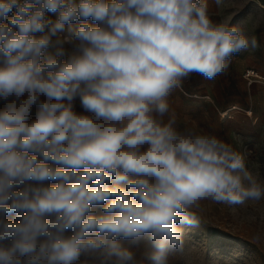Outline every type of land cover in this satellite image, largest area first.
<instances>
[{
	"label": "clouds",
	"instance_id": "1",
	"mask_svg": "<svg viewBox=\"0 0 264 264\" xmlns=\"http://www.w3.org/2000/svg\"><path fill=\"white\" fill-rule=\"evenodd\" d=\"M256 44L208 0H0V264H171L202 202L264 200L170 103Z\"/></svg>",
	"mask_w": 264,
	"mask_h": 264
},
{
	"label": "rangeland",
	"instance_id": "2",
	"mask_svg": "<svg viewBox=\"0 0 264 264\" xmlns=\"http://www.w3.org/2000/svg\"><path fill=\"white\" fill-rule=\"evenodd\" d=\"M214 22L241 27L256 47L235 54L214 79L193 74L170 97L181 126L216 136L245 157L246 167L264 177V21L248 0H208ZM54 18V17H53ZM260 75L251 85L244 75ZM236 106L230 117L224 112ZM75 110L81 112L79 100ZM199 225H182L184 250L171 264H264V200L230 208L204 201ZM260 234L254 242V234ZM139 256L143 249L136 250Z\"/></svg>",
	"mask_w": 264,
	"mask_h": 264
},
{
	"label": "built area",
	"instance_id": "3",
	"mask_svg": "<svg viewBox=\"0 0 264 264\" xmlns=\"http://www.w3.org/2000/svg\"><path fill=\"white\" fill-rule=\"evenodd\" d=\"M244 77L248 81L249 85H251L257 78L260 77V75L258 73H256V71L254 69H252V70L249 69L245 73ZM234 110H237L236 106L226 110L223 114H224L225 117L226 116L230 117L231 112H233Z\"/></svg>",
	"mask_w": 264,
	"mask_h": 264
},
{
	"label": "crops",
	"instance_id": "4",
	"mask_svg": "<svg viewBox=\"0 0 264 264\" xmlns=\"http://www.w3.org/2000/svg\"><path fill=\"white\" fill-rule=\"evenodd\" d=\"M248 3L253 5L255 13H258L261 20L264 21V0H248Z\"/></svg>",
	"mask_w": 264,
	"mask_h": 264
}]
</instances>
